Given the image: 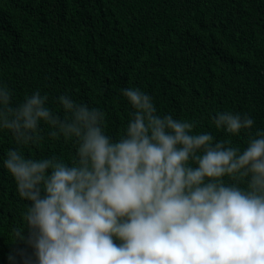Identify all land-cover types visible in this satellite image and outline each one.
<instances>
[{"label":"clouds","instance_id":"clouds-1","mask_svg":"<svg viewBox=\"0 0 264 264\" xmlns=\"http://www.w3.org/2000/svg\"><path fill=\"white\" fill-rule=\"evenodd\" d=\"M121 94L133 111L113 137L98 106L65 93L57 112L39 89L14 103L0 82V132L18 146L0 166L26 203L15 232L32 249L25 264H264V128L216 112V129L247 134L241 147L161 114L139 87ZM46 139L71 142L72 155L22 151Z\"/></svg>","mask_w":264,"mask_h":264},{"label":"trees","instance_id":"trees-1","mask_svg":"<svg viewBox=\"0 0 264 264\" xmlns=\"http://www.w3.org/2000/svg\"><path fill=\"white\" fill-rule=\"evenodd\" d=\"M0 82L14 103L39 89L57 112L65 93L98 106L113 137L133 111L121 90L139 87L161 114L243 147L247 134L230 136L213 117L248 113L253 132L264 128V0H0ZM15 147L0 132V165ZM22 151L67 160L73 145L46 139ZM25 208L0 166V264L9 253L17 264L32 255L15 237Z\"/></svg>","mask_w":264,"mask_h":264}]
</instances>
